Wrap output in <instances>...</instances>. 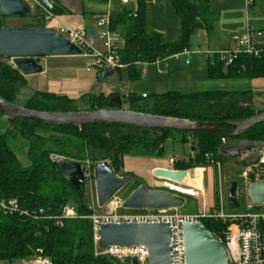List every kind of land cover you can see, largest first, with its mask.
Listing matches in <instances>:
<instances>
[{
	"label": "trees",
	"instance_id": "trees-1",
	"mask_svg": "<svg viewBox=\"0 0 264 264\" xmlns=\"http://www.w3.org/2000/svg\"><path fill=\"white\" fill-rule=\"evenodd\" d=\"M58 5L59 0H49ZM180 22L179 42L167 43L161 35L148 33L145 23V2L136 0V11L123 10L109 16V29L122 36L123 46L118 50L120 63L127 65L124 72L129 81L141 78L139 64H151L173 54L190 49L189 38L200 30L208 31L209 0L194 4L190 0H169ZM31 15V14H29ZM37 25L44 28L38 15H32ZM0 55V97L14 103L27 82L20 72ZM207 78L215 81H252L264 78V54L259 58L240 55L230 65L207 59ZM98 75L100 74L99 71ZM112 95L89 97L87 111L122 109L110 104ZM129 109L134 112L161 117L220 124V129L232 130L230 121L248 119L255 112L251 90H209L191 94L176 91L153 93L146 98L127 95ZM77 102L63 96L35 91L22 107L39 112L69 113L79 111ZM4 115L0 112V119ZM253 142L264 143V123L240 136ZM13 140L21 141L27 149V165L22 166ZM167 140L189 144L187 161L176 160L174 170L187 171L206 167L209 162L232 160L219 153V137L210 134L186 133L173 130H147L122 125H95L82 127H51L42 122L8 119L0 133V198L17 199L22 210L46 215H59L65 207L72 208L79 219L65 221L61 228L52 222L33 221L25 217L0 215V263L12 264L41 250L52 264H128L106 256L95 257L91 215L85 200L84 187L76 190L51 163L49 155L61 154L71 161H88L93 171L96 163L107 162L116 176L129 177L122 171L126 157L163 158ZM235 139L229 140L233 143ZM254 175H249L253 182ZM260 207H252L259 211ZM231 211V210H229ZM233 212V211H231ZM203 226L215 237L221 238L228 227L218 219H201Z\"/></svg>",
	"mask_w": 264,
	"mask_h": 264
},
{
	"label": "water",
	"instance_id": "water-1",
	"mask_svg": "<svg viewBox=\"0 0 264 264\" xmlns=\"http://www.w3.org/2000/svg\"><path fill=\"white\" fill-rule=\"evenodd\" d=\"M53 15L60 10L49 0H36ZM30 14V7L23 0H0V55L12 60L23 76L42 73L36 60L42 58L80 57L81 51L62 35L40 27H2V19L23 18ZM113 107L121 106L120 98H111ZM0 112L8 119L42 122L51 127H82L95 125H122L147 130H173L186 133L210 134L219 137V153L232 160L246 157L249 167L260 165L264 155V143L240 139L250 129L264 123V112L243 120L227 123L232 130L220 129V124L191 121L171 117L154 116L124 109L79 110L76 112L31 111L0 97ZM235 139L233 143L229 140ZM59 171L76 190L85 186L84 176L78 162L59 164ZM153 176L179 185H189L192 171L155 169ZM96 203L102 209L130 181V177H118L107 162L96 163L93 168ZM238 183L227 186V206L231 211L240 209L237 200ZM246 196L252 207L264 204V176L250 182ZM184 197L164 190H150L140 186L122 204L129 211H153L181 209ZM185 264H228L224 245L210 233L201 222L182 225ZM99 247H144L148 251V264H172L171 228L163 223H118L102 224L99 229ZM135 264V260L131 261Z\"/></svg>",
	"mask_w": 264,
	"mask_h": 264
},
{
	"label": "rangeland",
	"instance_id": "rangeland-1",
	"mask_svg": "<svg viewBox=\"0 0 264 264\" xmlns=\"http://www.w3.org/2000/svg\"><path fill=\"white\" fill-rule=\"evenodd\" d=\"M89 1L90 0H83L84 8H94L96 10L104 8L107 11L102 14H107L108 10H114L117 9L116 6H121L120 3L122 0H109L105 5H97V2H94L97 4L91 5ZM126 1L128 2V5L125 6V8L135 12L136 0ZM200 1L201 0H190V2L196 5L200 4ZM144 2L147 32L160 34L162 39L167 43L179 42L181 38L180 22L173 12L169 0H144ZM26 4L30 7L31 14L33 12V3L28 2ZM208 5L209 14L206 23L211 30H208L206 34L196 32L191 36L188 42L191 49L199 48L202 51L208 50L207 52L209 53H219L224 50H232L234 49V45L230 40L231 36L242 34L246 30L248 24L256 28L264 26V0H260L259 5L250 11V14H247L246 12L245 0H209ZM31 15L26 16V18L31 17ZM19 19L22 18L2 19L1 25L2 27H7L8 25H37L33 16L32 22ZM42 59L36 60L39 65L41 64L39 62L44 61L41 67L48 66L51 61H58L50 58ZM185 60L186 59L183 57L179 60H171L170 69H167L163 76H159L158 74V69H162L161 67L147 66L145 68L146 73H153L149 76L145 74L141 76V78L133 81L134 87L130 89L131 95L138 96L142 93L151 95L155 91V88H159L160 86V88H165L166 85L168 90H178L181 94H191L209 90L242 91L249 88L252 90L253 94V109L255 114L264 112V90L258 91L257 88L251 85V81L209 80L206 71V56H191L188 59V65L184 64ZM79 61H82V63H91L90 59L82 57L79 58ZM107 76L110 77V81L114 83L118 82L119 75L117 73L108 72ZM29 79L30 78H28L27 86L20 91L16 98L15 104L18 106H22L35 92L32 87L33 82ZM122 80L123 83L129 82L126 74L122 75ZM110 81L108 82L110 83ZM105 82L106 81H104V83ZM104 89L107 91V86H105ZM88 100L86 99L78 102V109H87L89 106ZM128 103L126 96L122 103V109L128 110ZM7 121L8 118L5 116L0 119V133L3 128H6ZM12 149L15 151L20 164L26 166L28 164L26 146L19 140H13ZM171 156L178 158L187 157L186 160H188V157L190 156L189 144L183 145L176 141H165L163 145V159H168ZM149 160H152V158L126 157L123 159L122 171L130 175V181L118 193L120 198L125 200L140 186H144L147 189L152 188V190H161L160 186H151V180L146 177ZM198 169L202 170L201 187L197 190L196 186H194L188 178L189 185H186L184 193L192 196L184 197V205L179 209L181 213L201 214L203 209H205L206 212L219 211L220 209L226 213L231 212L227 206V186L231 181H236L238 183L236 195L237 200L240 203V209L233 212L244 213L247 207L250 206L249 200L246 196V188L251 181L249 175H254L253 182L258 180L260 176H264V160L257 167H249L244 156H242L239 159L226 160L223 163L209 162L206 167H196L190 170L195 171ZM119 176L120 174L118 177ZM84 181L85 200L88 205H91L96 202L94 180L85 178ZM161 181L163 180H156L157 183H162ZM259 209L263 210L264 204L260 206ZM120 212L127 215L135 213V211L129 210H122Z\"/></svg>",
	"mask_w": 264,
	"mask_h": 264
},
{
	"label": "built area",
	"instance_id": "built-area-1",
	"mask_svg": "<svg viewBox=\"0 0 264 264\" xmlns=\"http://www.w3.org/2000/svg\"><path fill=\"white\" fill-rule=\"evenodd\" d=\"M25 3L32 2L37 8L38 17L43 21H51L55 15L42 7L36 0H23ZM260 0H245V9L250 14ZM126 0H122V4H127ZM32 9V8H31ZM110 14L101 15L95 23L97 36L91 39L87 36L84 28H70L67 26H58L52 30L58 35H62L72 45L81 51V57L90 59V66L98 71H111L126 69L127 65L120 63L118 50L123 45V39L119 33L109 29ZM231 42L234 45L232 50H224L219 53H209L199 48L184 49L181 53L173 54L165 59L156 60L151 64H139L141 75L146 74L147 66L161 67L158 74L163 75L169 67L171 60H179L185 58V65L189 64L188 59L191 56H206L213 62L214 59L221 61L225 66L230 65L238 56H252L259 58L264 54V26L259 28L247 25L246 30L240 35L231 36ZM9 65L16 68L14 62L10 60ZM147 95H142L146 98ZM246 159V157L244 156ZM49 160L54 164L71 161L68 157L52 153ZM264 160V155L263 159ZM176 159L170 158L169 163L174 166ZM261 161V162H262ZM85 178L94 180L93 171L88 161L79 163ZM186 186L179 185L172 181L163 180L161 190L172 194L190 197L184 193ZM123 199L114 195L109 202L99 209L97 203L89 205L91 215L86 217L91 222L93 254L95 257L106 256L121 263L131 264L135 260V264H148V251L144 247H107L100 249L99 247V229L102 224H118V223H163L171 228V247H172V264H185L184 247L182 237V225L184 223L201 222V219H218L223 223H228L225 232L221 238H217L225 247L228 255V264H264V209L259 211L252 210V206H248L244 213H226L222 209L219 211L202 213H181L179 209L170 210H153V211H135L134 214H122ZM0 215L2 216H19L25 217L33 221L52 222L55 227L61 228L65 221L79 219L75 211L70 207H65L59 215L49 216L43 210L37 213L22 210L17 199L0 198ZM12 264H52V261L46 257L41 250H37L31 256L20 259Z\"/></svg>",
	"mask_w": 264,
	"mask_h": 264
},
{
	"label": "crops",
	"instance_id": "crops-1",
	"mask_svg": "<svg viewBox=\"0 0 264 264\" xmlns=\"http://www.w3.org/2000/svg\"><path fill=\"white\" fill-rule=\"evenodd\" d=\"M107 1L109 0H90L89 3L91 5H94L97 3H98L97 5H100V4L105 5ZM94 2H97V3H94ZM120 4L121 6H116L117 9L108 10V13L111 14L113 12H121L123 10L131 11L125 8V6H127L128 3L124 5L122 4V1H121ZM56 7L60 10V15H56L55 18L51 21H43V19H41L40 21L42 22L44 26L43 29L54 30L55 27H58L61 25L67 26L70 28H84L87 36L91 39H95L97 36V29L95 27L96 20L101 15H103L102 13H105L107 11L104 8H99V10H96L94 8H89L91 10L86 9L84 8L83 0H59L58 5ZM37 11H38L37 8L33 6V12L31 14L36 15L38 13ZM19 20H29L30 22H32V15L29 18L23 17L22 19H19ZM28 26H30V24L8 25L7 27H28ZM209 30H211V28ZM198 32H202L204 34L207 33V31L205 30H200ZM80 57L50 58V59H54L58 61H51L48 66H45V67L43 66L41 74L30 76V77L24 76V78L26 82H28V78H30L29 80H32L33 82L32 87L35 91L50 93V94H54L57 96H63V97L68 98L69 100L76 101L77 103L81 102L82 100H86V99L88 100L89 97L95 98L102 94L104 96L112 95L113 99L116 97H119L120 102L122 104L124 101V98L129 94L131 95L130 89L134 87L133 82L129 81L127 83L126 82L123 83V80H122V75L126 73L124 72L118 73V72L101 70L99 71L100 74L98 75V72H97L98 70H95L94 68L90 66V64L86 62L82 63V61H79ZM42 60H45V59H42ZM43 62L44 61L39 62L41 63L40 65H43L42 64ZM168 69H170V62H169ZM206 69H207V65H206ZM108 72L117 73L119 75V79L117 83L110 81V77L107 76ZM152 73H149V74L146 73V75L149 76ZM163 75H159V76H163ZM104 81L106 82L104 83ZM108 81H110V83ZM250 83L252 86L257 88L258 91L264 90V78L252 80ZM105 86H107L108 88L107 91L104 89ZM160 87L155 88V91L153 93L157 94V93H164L168 91L178 92V90H168V88H166L167 85L165 88L163 87L160 88ZM142 95H146V94L142 93L141 95H138L136 97H142ZM170 158H175L176 160L187 161L186 160L187 157L178 158L174 156H171L168 159H163V158L153 159L152 158V160H149L148 161L149 163L147 165L148 168H147L146 177H148L151 180L150 181L151 186L161 187L163 184V181H161L162 183L156 182V180H161V179H158L153 176L152 174L153 170L155 169L174 170V168H172V165L169 163ZM198 170H200V172L202 171L201 169H198ZM198 170L192 171V175L189 176L190 181L192 182L194 186H196L197 190H199L201 187L200 185L201 182L197 184L195 176H194V173ZM201 174L202 172L200 173V177H201ZM149 189L152 190V188H149ZM0 264H5V263H0Z\"/></svg>",
	"mask_w": 264,
	"mask_h": 264
},
{
	"label": "bare ground",
	"instance_id": "bare-ground-1",
	"mask_svg": "<svg viewBox=\"0 0 264 264\" xmlns=\"http://www.w3.org/2000/svg\"><path fill=\"white\" fill-rule=\"evenodd\" d=\"M202 172V171H201ZM200 170H198V171H196L195 173H194V176H195V179H196V182H197V184H199L200 182H201V177H200ZM201 185V184H200Z\"/></svg>",
	"mask_w": 264,
	"mask_h": 264
}]
</instances>
